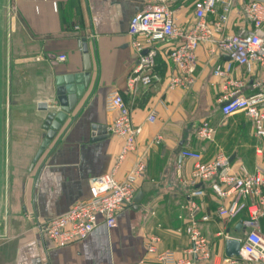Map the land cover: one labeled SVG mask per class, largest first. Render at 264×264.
I'll return each mask as SVG.
<instances>
[{
	"label": "crops",
	"instance_id": "0c3cea01",
	"mask_svg": "<svg viewBox=\"0 0 264 264\" xmlns=\"http://www.w3.org/2000/svg\"><path fill=\"white\" fill-rule=\"evenodd\" d=\"M147 1L5 0L0 25L8 115L5 172L0 185V264H132L145 255V241L151 235L159 236V249H171L179 256L189 244L183 205L191 190L187 179L194 163L182 157L181 151H199L203 161H210L222 150L234 169L240 165L249 172L262 168L255 153L258 139L251 121L243 113L224 118L220 112V100L227 93L238 89L239 94L247 95L253 91L251 77L237 66L224 77L213 75L214 62L227 59H210L205 45L196 51L198 64L190 87H167L173 71L167 52L174 44L167 41L157 45L154 71L160 81L129 88L136 54L127 32L128 22ZM191 2L174 5L176 24L182 29L193 24ZM81 39H85L90 57L89 83L54 139L31 166L47 114L37 109V103L56 106V77L82 71ZM60 54L66 56L64 61L56 60ZM234 81L243 85L238 88ZM111 91L122 95L133 125L141 127L136 150L119 164L121 137L107 129L104 138L92 140V127H108L115 116L105 108L106 95ZM150 113L156 116L153 123L147 121ZM203 121L215 127L213 141L196 136ZM33 129H40L35 151L31 154L28 148L23 153L25 170L15 169V155L9 152L10 134L15 144H26ZM156 135L162 140L149 147ZM147 147L146 167L135 185L136 193H142L141 201L136 208L133 203L124 207L114 227L107 228L100 221L86 238L64 247L55 246L40 231L46 219L88 199L91 178L113 171L117 179H123ZM202 201L204 211H213L218 204L210 190ZM219 223L201 224L210 240H214ZM222 248L218 245L216 252L222 253Z\"/></svg>",
	"mask_w": 264,
	"mask_h": 264
},
{
	"label": "built area",
	"instance_id": "2783aa9c",
	"mask_svg": "<svg viewBox=\"0 0 264 264\" xmlns=\"http://www.w3.org/2000/svg\"><path fill=\"white\" fill-rule=\"evenodd\" d=\"M184 0H148L143 8L132 15L127 32L133 38L132 47L136 64L128 79L134 90L138 84L150 86L160 81L154 71L158 55V43L174 41L167 57L173 66L167 87L188 88L195 80L198 64L197 49L205 45L213 64V75L224 77L233 66L241 67L251 77L253 91L247 95L236 89L220 100V112L226 118L243 113L252 123L253 134L258 139L255 147L261 166L249 172L243 165L232 167L230 157L219 150L210 161H203L201 153L183 149L182 157L194 161L187 182L191 190L183 205L187 213L184 232L188 246L177 256L171 249H159L160 238L149 236L145 241V255L132 264H264V0H191L193 24L182 29L176 24L174 5ZM60 54L57 61H64ZM241 87V82H233ZM105 108L115 113L108 131L121 137L123 144L117 157L119 164L125 156L136 150V137L141 127L132 123L131 113L122 95L111 91L106 95ZM155 114L147 121L153 123ZM215 127L203 121L196 129L199 139L213 141ZM162 140L156 135L149 147ZM148 147L139 154L123 179L114 172L89 180V197L74 203L61 215L46 219L40 226L57 247H64L86 238L102 221L107 228L116 225L117 214L133 203L136 181L146 167ZM218 200L213 211H204L202 199L206 191ZM200 202H197L198 200ZM219 221V229L210 240L201 224ZM239 224L240 230L235 226ZM228 240L239 243L237 255L227 256L224 244ZM218 245L222 253L216 252Z\"/></svg>",
	"mask_w": 264,
	"mask_h": 264
},
{
	"label": "water",
	"instance_id": "95a60500",
	"mask_svg": "<svg viewBox=\"0 0 264 264\" xmlns=\"http://www.w3.org/2000/svg\"><path fill=\"white\" fill-rule=\"evenodd\" d=\"M79 47L83 53V67L82 71L78 73H71L67 75L57 76L55 79V105H48L47 102H38L37 109L46 111L47 114L43 121L44 136L40 146L32 159V164L37 161L41 153L48 147L50 142L54 139L61 125L66 121L70 112L73 110L77 99L81 97L90 79V57L88 54L87 44L85 39H81ZM93 128L92 140H99L104 138L107 134L106 125H97V130ZM142 193L137 192L133 198L135 208L140 203ZM236 231L240 230V225L235 226ZM239 252V243L236 240H228L224 244V253L227 256L231 254L237 255Z\"/></svg>",
	"mask_w": 264,
	"mask_h": 264
},
{
	"label": "rangeland",
	"instance_id": "374dc122",
	"mask_svg": "<svg viewBox=\"0 0 264 264\" xmlns=\"http://www.w3.org/2000/svg\"><path fill=\"white\" fill-rule=\"evenodd\" d=\"M5 4V0H0V22L4 13L3 6ZM2 34H1V25H0V185L3 181V174L5 172V157H6V118H7V112H6V95H7V85H6V69H5V63L3 61L2 55H1V41H2ZM14 115L13 108H11V119ZM43 127V124H42ZM39 133L40 129L36 130L33 129L30 131V137L29 142L26 144H15V142L12 141L13 134H10L9 138V152L11 155H15V164L14 168L25 170L24 169V162H23V153L27 152L28 148L31 149V154L34 153L35 148L37 146V142L39 140ZM44 136V135H43ZM43 139V138H42ZM42 141V140H41ZM41 142L39 143L38 147L40 146ZM37 147V149H38ZM36 149V150H37ZM13 165H11L12 167ZM214 239V238H213Z\"/></svg>",
	"mask_w": 264,
	"mask_h": 264
}]
</instances>
